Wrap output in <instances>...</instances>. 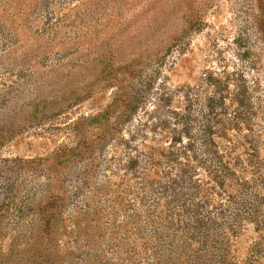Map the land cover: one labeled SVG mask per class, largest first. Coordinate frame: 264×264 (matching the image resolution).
Here are the masks:
<instances>
[{
  "label": "rangeland",
  "instance_id": "rangeland-1",
  "mask_svg": "<svg viewBox=\"0 0 264 264\" xmlns=\"http://www.w3.org/2000/svg\"><path fill=\"white\" fill-rule=\"evenodd\" d=\"M0 264H264V0H0Z\"/></svg>",
  "mask_w": 264,
  "mask_h": 264
}]
</instances>
